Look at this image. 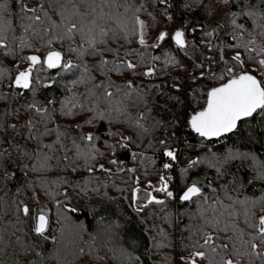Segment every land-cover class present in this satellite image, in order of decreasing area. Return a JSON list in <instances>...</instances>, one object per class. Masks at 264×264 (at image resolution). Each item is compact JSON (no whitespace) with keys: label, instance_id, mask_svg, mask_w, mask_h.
<instances>
[{"label":"trees","instance_id":"obj_1","mask_svg":"<svg viewBox=\"0 0 264 264\" xmlns=\"http://www.w3.org/2000/svg\"><path fill=\"white\" fill-rule=\"evenodd\" d=\"M87 4L91 7L76 0V9L69 6V10L87 14L84 23L86 29L94 28L96 55L90 54L89 39L79 31L70 39L65 36V25L70 22L53 12L46 0H0V152L5 153L0 158V264H187L181 257L196 250L207 253L197 258V264H221V257L249 264L254 258L235 255L233 245L243 252L236 237L243 232L242 238L249 239L248 233L254 232L249 223H258L264 215L259 210L264 202V178H260L264 173V117L247 118L232 133L217 139L200 137L189 120L206 107L211 88L230 78L225 61L231 63L237 50L243 52L248 71H261L242 45L264 46L260 36L264 15H245L250 7L259 11L264 0L254 4L253 0H235V18L237 24H244L242 29L225 19L206 17L197 0H87ZM41 5L51 20L39 28L35 24L28 27L27 17L33 13L27 9L37 8L35 14L43 16ZM137 18L145 22L148 47L139 44ZM73 20L80 22L78 15ZM51 21L60 27L46 31ZM176 23L185 31L187 47L178 48L171 36L159 47H151L160 32ZM191 28L197 30L190 32ZM212 30V36L205 35ZM53 49L77 67L48 69L42 63L33 69L32 87L17 88L16 75L31 64L25 57L39 54L44 60ZM254 55L257 60L264 58ZM104 59L109 63L101 71L98 65ZM127 61L136 68L112 70ZM153 64L154 75H144ZM102 81L115 94L111 103L90 94H99L101 90L94 86ZM33 104L35 108L30 107ZM46 128H58L59 133L42 135ZM88 134L94 139L87 140ZM161 141L178 154L177 167H163L168 157ZM241 153L247 158H241ZM229 154L237 155L228 159ZM45 157L46 167L33 170L41 168ZM197 159L200 162L189 167ZM163 175L173 197L158 192L157 199L165 200L164 204H147L137 211L135 186ZM197 181L207 201L182 202V192ZM37 194L51 209L47 216L55 224L53 238L34 231ZM23 204L31 209L30 218L17 210ZM245 209L254 215L246 217ZM232 211L237 215H229ZM206 220H214L217 227L205 224ZM226 225L229 231L225 233ZM201 231L214 238L219 235L216 253L199 248ZM223 243L229 244L228 250L220 247Z\"/></svg>","mask_w":264,"mask_h":264},{"label":"snow or ice","instance_id":"obj_2","mask_svg":"<svg viewBox=\"0 0 264 264\" xmlns=\"http://www.w3.org/2000/svg\"><path fill=\"white\" fill-rule=\"evenodd\" d=\"M95 0H93V3ZM162 3H166V0H161ZM243 3V0H241ZM46 3L49 4L51 10L53 12H59V15L66 21H69V24L65 25V36L67 38H71L74 31H79L82 35L88 37L89 39V47L92 49L90 54L96 55L99 54V50L95 47V38L93 36L94 28L85 27V20L87 19V14L78 13L77 11H70L69 6L72 9H76V0H46ZM81 3H84L86 6L91 7V4H87V0H81ZM197 3L200 5L201 10L206 14V17H212L213 19L219 15L222 19H225L226 22H230L235 28L242 29L244 27L243 23L237 24L236 15L237 13L234 11L235 0H208L207 3L204 0H197ZM255 0H253V4ZM27 9V6H24ZM39 10L43 13V16L39 14H35L37 12V8L27 9L33 13L32 16L27 17L31 23L28 27H32L33 24L39 26H44L46 21H50L51 17L49 16V12L44 10L43 6L39 7ZM95 9L93 8V11ZM243 13V8L241 9ZM264 15V4H261L259 11L250 7V10L245 13L247 16H256V15ZM79 17V24L76 20H73L74 16ZM171 17H169L170 19ZM136 23L139 25V44L145 47H148L147 41L145 39V22L137 18ZM91 24L95 25V20L91 21ZM60 26L55 23V21H51L50 25L45 27L46 31H51L53 28H59ZM202 27V26H201ZM196 28L189 29L190 32H195ZM101 32H104V29H100ZM215 30L207 32L206 36H212ZM35 34L39 35V31ZM133 34H136L135 31ZM169 36L168 32H160L157 40L162 42ZM260 36L264 37V32L260 33ZM63 38V37H59ZM174 40L175 45L183 49L187 47L188 41L185 39V31L183 28H177L174 31V34L171 37ZM49 44L52 43L51 40L48 41ZM159 43L151 45V47L157 48L159 47ZM235 47V46H234ZM244 52L250 53L248 59L255 63L256 68L261 71L258 74H253L248 71L245 67V59H243V52L237 50L235 55L232 56L231 63L225 61V72L230 77L227 79L225 83L220 84L218 87H213L207 93V101L206 107L202 108L199 111H195L194 114L190 117L189 126L190 128L197 133L200 137H204L206 139H210L212 137H221L226 133L233 132L237 129L239 122L246 120L247 118H252L254 116L264 117V58H260L257 60V56L254 53H258L260 56L264 57V46L259 48H249L248 44L245 43L242 45ZM70 51H78V49H70ZM108 51H113L109 49ZM83 54V53H81ZM223 59V56L220 57ZM26 60L30 61V66L24 70L20 71L19 74L14 79V85L19 88L29 89L32 87L33 83V69L36 68L37 65L43 63L48 69L60 68L63 67L65 70H70L72 68L77 67L74 65L71 60H64V55L62 52L58 50H51L47 53L43 62L41 61V57L38 55H30L25 57ZM153 59L159 60L160 57H154ZM109 63L107 59L100 61L98 65L101 71H104V66ZM137 65L133 64L131 61L121 62L118 65H114L112 70L119 71L121 68L135 69ZM201 69H203L204 65H199ZM239 68V71L237 69ZM87 71V69H85ZM156 69L149 67L144 75L152 76L154 75ZM106 74V72H105ZM205 71L200 72V77H205ZM208 75H211L213 78H216L215 73L211 71L208 72ZM221 80L224 79V75L221 74L219 77ZM95 88H99L101 91L97 94L95 91H92L90 94L95 96L97 99L103 97L105 100H108L111 103V97L115 94L111 91H108L104 86V82L102 81L100 85H95ZM127 87H132V82L129 81ZM119 91V89H118ZM128 94L125 93V96ZM30 107L35 108V105H31ZM38 112L46 111V109H36ZM66 114H71L70 112ZM89 123L91 121H88ZM31 124V121H29ZM79 127V125H77ZM12 127H15L13 125ZM49 131H55L59 133V129L48 130L45 129L42 135H47ZM115 135V133H113ZM87 140L91 141L94 139L92 134H88L85 137ZM125 140L130 141L131 137H124ZM161 144L164 145L165 151L164 155L169 157L172 161H176L177 155L174 150L168 147V145L161 141ZM121 147H127V144H121ZM45 147H52V145H45ZM114 147V146H110ZM5 153L0 152V158H2ZM237 154H229L228 159L235 158ZM135 157V154H133ZM241 158H247L246 154H239ZM48 158L45 157V162L42 163L41 168L33 169L35 171H40L42 168L46 167V160ZM200 161L192 160L189 163V167L195 166ZM110 163H117L116 160L110 161ZM165 169L172 168L173 165L171 163H166L163 165ZM100 168H104L103 165H100ZM130 171H135V169H130ZM187 171V169H185ZM260 178H264V173H261ZM149 185L151 186V182L149 181ZM156 192H163L167 197L172 198L173 192L169 190L168 180L164 177H160V187L153 189ZM139 192V189H136ZM215 191V189H213ZM194 198H198L201 200L207 201V197L204 195V188L200 184L199 181L191 183L186 189L183 191V194L180 196V200L182 202L193 201ZM164 204L165 200L157 199L155 196L149 194V198L147 204ZM241 204L248 203L247 201H240ZM254 205L256 202H252ZM147 204L145 207H147ZM17 210L21 212L25 217L30 218L31 209L27 204H23L18 206ZM143 209H137V211H142ZM259 210L264 213V202H260ZM74 211V210H73ZM203 215V213H201ZM231 216H236L237 213L232 211L229 213ZM244 215L246 217L254 215L250 209L244 210ZM248 222V221H246ZM205 224H210L213 228L217 227V222L214 220H206ZM48 218L47 214L43 211L39 213L36 217V223L34 227L35 233L39 235H43L47 230ZM235 227V225H233ZM249 227L254 230L253 233H248L249 239H243L244 233L241 232L240 236H237L236 239L240 241L241 245L244 247V251L241 252L240 248H234V254L237 256H245L249 258H254L249 260V264H254V261H259V264H264V251H261L264 248V215H260L258 217V223H249ZM223 231L226 233L229 231V227L226 225L223 228ZM201 238L203 240L202 244H199V241L193 244V247H196L199 244V248L208 247L212 253H216V245L215 240L220 239L219 235L215 238L210 232L201 231ZM233 238L228 237V240L231 241ZM220 247L224 250H228L229 244L223 243ZM81 253H84V249H80ZM207 255L205 251L196 250L191 252L187 258L181 257L182 261L187 260V264H197V258H204ZM221 264H240V261L233 260L231 258L224 259L221 257Z\"/></svg>","mask_w":264,"mask_h":264},{"label":"rangeland","instance_id":"obj_3","mask_svg":"<svg viewBox=\"0 0 264 264\" xmlns=\"http://www.w3.org/2000/svg\"><path fill=\"white\" fill-rule=\"evenodd\" d=\"M215 18H217L219 20H222V18L219 15H217ZM177 28H180V27L176 23V24H174V26L172 28L164 29L162 32H168L169 36L172 37L174 31ZM156 39H155V41H156ZM160 177L148 180L146 182L139 183V184H137L135 186L134 195H133V203H134V207L136 209H141V208L145 207V205L147 204L148 198H149V194H151L152 196H155L156 198L158 197V192L154 191L153 189L160 187ZM164 177L166 178V176H164ZM149 181L151 182V186L149 185ZM168 186L170 187L169 180H168ZM136 189H139V192H137ZM172 192H173V190H172ZM177 193H178V189H177V186L175 185L174 194H176V196H177ZM36 198H37L38 201H37V203H36V205L34 207V215H35V217H37V215L41 211L45 212L46 214H49L51 209H50L48 203L46 202V200L42 196H40L38 194H37ZM54 228H55V224L49 222L47 230H46V232L44 234L47 237L53 238L54 237ZM80 264H95V263H89L88 261H83Z\"/></svg>","mask_w":264,"mask_h":264},{"label":"built area","instance_id":"obj_4","mask_svg":"<svg viewBox=\"0 0 264 264\" xmlns=\"http://www.w3.org/2000/svg\"><path fill=\"white\" fill-rule=\"evenodd\" d=\"M155 42H156V43H160V41H158L157 39H156ZM151 67H152V68H156V66H155L154 64H153ZM152 76H153V75H152ZM152 76H148V77H152ZM189 81H191V77H190V76L187 78V82H189ZM178 158H179L178 154H177V159H176V161H172V160L168 157V163H171V164L173 165V167H177V164H178ZM188 256H189V254H187L185 258H187Z\"/></svg>","mask_w":264,"mask_h":264},{"label":"water","instance_id":"obj_5","mask_svg":"<svg viewBox=\"0 0 264 264\" xmlns=\"http://www.w3.org/2000/svg\"><path fill=\"white\" fill-rule=\"evenodd\" d=\"M173 34H174V33H173ZM185 39H186V38H185ZM30 55H38V56H40L39 54H30ZM40 57H41V56H40ZM42 60H43V58L41 57V61H42ZM18 74H19V73H18ZM18 74H17V75H18ZM17 75H16V76H17ZM32 77H33V73H32ZM17 88H19V87H17ZM30 88H31V87H30ZM30 88H29V89H30ZM22 89H23V88H22ZM25 90H28V89H25ZM193 114H194V113H193ZM193 114H192V115H193ZM239 123H240V122H239ZM238 125H239V124H238ZM230 133H232V132H230ZM230 133H226V134L222 135L221 137H224V136H226V135H228V134H230ZM221 137H212V138H210V139H217V138H221ZM182 194H183V192H182ZM182 194H181V195H182ZM181 195H180V196H181ZM38 215H39V214H38ZM38 215H37V216H38ZM47 218H48V216H47ZM48 223H49V218H48ZM47 227H48V225H47Z\"/></svg>","mask_w":264,"mask_h":264}]
</instances>
